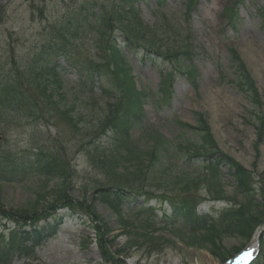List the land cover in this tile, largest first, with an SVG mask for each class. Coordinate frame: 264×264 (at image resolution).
Segmentation results:
<instances>
[{
  "label": "rangeland",
  "instance_id": "374dc122",
  "mask_svg": "<svg viewBox=\"0 0 264 264\" xmlns=\"http://www.w3.org/2000/svg\"><path fill=\"white\" fill-rule=\"evenodd\" d=\"M40 1H36V6L41 8L37 11L26 0H0L3 18L0 22V71L8 74V79L15 69L26 72L29 66H26V59L39 53L38 46L49 47L54 32L80 7L107 2L114 16L104 42L96 46L97 43L89 38L73 44L69 54L102 67L107 73L104 84L110 83L106 90L115 89L113 63L108 59L107 49L124 45L116 34V29H123L124 23L115 9L126 6L136 20H130L131 23L148 31L158 27L157 32L170 37L175 46L191 52L190 61L185 65L193 70V76L187 80L178 72L170 76L173 71L170 61L156 65L124 50L137 90L149 89L152 93V98L143 104V122L165 138L178 141L183 134L178 123L197 126L201 116L208 123L215 146L249 173L255 187L260 188L256 191V198L264 201V26L260 14L264 13V0H196L191 10L193 0ZM227 18H231L233 24H228ZM140 31L147 34L142 29ZM232 50L242 61L243 71L231 67ZM61 60L66 61V57ZM63 61L60 62L63 67L61 86L54 92L61 106L62 102L71 103L70 99H74L71 89L76 81L75 72L64 67ZM244 75L249 82L247 87L243 82ZM23 82L26 85V81ZM95 93L99 94V91ZM91 101L87 104V112L93 108L95 114L86 115L84 110L86 120L77 123L63 115L58 121L50 119L49 125L26 123L0 110V157L3 160L38 148L45 154L58 156V162L61 158L58 153L64 155L62 166L68 171L67 192L61 197H43L38 200L34 213H28L31 221L44 225L45 216L56 213L60 207L66 208V218L56 235L38 244L25 242L27 252L12 255L0 264H227L229 258L246 249L250 244L246 242L247 233L227 237L218 243L221 248L219 256L187 246L179 240L163 251L148 253L146 242L138 249H130L128 246L134 242L128 237L132 233L123 234L128 230L118 228L113 213L98 196L105 173L91 166L86 159L87 149L92 144L90 127L101 112V99L95 97ZM75 102L80 105V101ZM44 107L46 109V105ZM5 167L13 168L14 163L8 161ZM227 173L223 167L224 179L228 183L231 178ZM40 182L39 178H31L22 183L5 182L2 185L0 239L8 237L15 227L12 220L6 218V213L15 212L13 215H16L15 209L35 199L34 193ZM232 190L231 183L225 184L228 195ZM225 202L215 203V208L225 209L233 202L240 204L241 199L237 197L235 201L229 199ZM70 208L75 211L71 212ZM164 208L168 209L166 205ZM204 208L210 210L205 204L198 210ZM255 217L257 224L251 235L258 233L259 237L251 256L260 257L264 252V212H258ZM158 230L154 231L153 237L163 234ZM158 245V240L154 239L150 248L158 249Z\"/></svg>",
  "mask_w": 264,
  "mask_h": 264
},
{
  "label": "trees",
  "instance_id": "16d2710c",
  "mask_svg": "<svg viewBox=\"0 0 264 264\" xmlns=\"http://www.w3.org/2000/svg\"><path fill=\"white\" fill-rule=\"evenodd\" d=\"M26 1L33 9H41L36 6V1H42ZM115 10L124 23L123 29H116L117 37L124 42L122 46L132 52H142V56L163 64L170 61L181 73L192 76L193 70L185 65L190 60L191 52L175 46L170 37L157 32L158 27L148 31L139 24L131 23L130 20H136L126 6ZM113 16L107 2L80 7L54 32L49 47L38 46L39 53L26 59V66L29 65L26 72L15 69L14 73L10 74L11 79H8V74L0 71V110L26 123L49 125L50 119L58 121L60 115L74 123L83 121L84 110L88 111L94 93L83 81H79L72 88V102H62L61 106L54 95L55 90L61 86V72L57 70L60 64L56 58L65 56L69 59L72 62L70 65L77 69L82 80L83 77L90 79L97 75L107 82V73L102 67L89 64L81 58H74L69 51L73 44L89 38L97 43L96 46L104 42ZM2 20L0 14V22ZM140 29L147 34L143 35ZM121 48L107 49L108 59L113 63L112 74L117 87L113 90L102 89L104 94L101 97L105 101L100 107L99 118L91 126L92 131L90 127L91 133L89 132L92 144L91 148L87 149L89 152L86 159L91 166L105 173V181L99 185L98 196L104 200V206L113 213L118 228L128 230L123 234L132 233V236L128 237L134 242L128 246L130 249H138L141 243L146 242L148 253L163 251L166 246L179 240L187 246L219 256L221 248L218 243L225 238L246 233V236L250 237L257 224L256 214L264 212V201L256 198V191L260 188L255 187L245 169L230 161L218 150L208 123L201 116L197 126L178 123V127L183 131L178 141L165 138L143 122V104L150 93L145 89L138 91L135 87ZM230 60L235 70H244L236 51L230 52ZM23 81H26V85ZM243 82L245 87L249 85L245 75ZM75 101H80V105ZM94 114L93 108L86 113L89 116ZM99 139H102V142H99ZM58 155L61 157V163L57 160L58 156L51 153L45 154L38 148L35 151L29 150L24 157L13 155L9 159L14 162V168L11 169L4 168L6 161H2L0 157V207L2 185L6 181L22 183L30 177H37L41 181L34 193L35 199L15 209L16 215H13L15 212L6 213V218L16 223L17 227L10 233L6 246H0V252L1 249H7L1 252L0 258L20 251L23 248L21 240L27 239L30 234L35 241L52 236L62 223L64 214L57 211L44 217V225L31 221L32 218L28 214L34 213L38 200L43 197H61L67 192L68 171L62 166L64 155ZM223 167L228 170L227 174L231 178L228 182L233 188L230 195L225 191V184L228 183L224 179ZM237 197L241 199L240 204L233 202L219 211L211 209L198 214L195 210L200 201H235ZM154 199L168 202L172 209L171 215L163 213L159 219L153 207H121L126 200H143L148 203ZM31 222L33 223L30 224ZM25 226L31 227V230L24 229ZM156 229L163 234L153 237ZM154 239L158 240V249L150 248ZM253 264H264V252Z\"/></svg>",
  "mask_w": 264,
  "mask_h": 264
},
{
  "label": "bare ground",
  "instance_id": "6f19581e",
  "mask_svg": "<svg viewBox=\"0 0 264 264\" xmlns=\"http://www.w3.org/2000/svg\"><path fill=\"white\" fill-rule=\"evenodd\" d=\"M255 241H256V238H255V237H253V238H252V240H251V243H250V245H253V244L255 243ZM250 248H251V247H250ZM250 248H249V249H250Z\"/></svg>",
  "mask_w": 264,
  "mask_h": 264
}]
</instances>
